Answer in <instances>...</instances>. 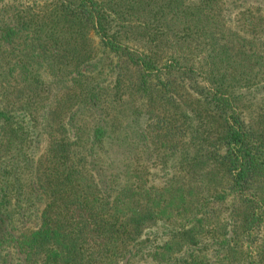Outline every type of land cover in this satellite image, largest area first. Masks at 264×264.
<instances>
[{
  "label": "trees",
  "instance_id": "trees-1",
  "mask_svg": "<svg viewBox=\"0 0 264 264\" xmlns=\"http://www.w3.org/2000/svg\"><path fill=\"white\" fill-rule=\"evenodd\" d=\"M41 1L0 25V264H264V14Z\"/></svg>",
  "mask_w": 264,
  "mask_h": 264
},
{
  "label": "rangeland",
  "instance_id": "rangeland-1",
  "mask_svg": "<svg viewBox=\"0 0 264 264\" xmlns=\"http://www.w3.org/2000/svg\"><path fill=\"white\" fill-rule=\"evenodd\" d=\"M35 1L37 3L42 2L41 0H0V25H3L10 19H15L14 16H20L25 13V11L28 10V8L31 6V3L35 4ZM220 3L222 4V11L220 16L222 29L226 30L227 33H234L237 36L245 35V31L242 29L243 18H249L251 15L259 16L264 14V0H220ZM20 41H24V45H27V40H24V36L20 39ZM5 46L6 44L2 43V46L0 47V62L7 59L6 56L8 54V50L5 49ZM20 47L22 46L20 45ZM49 61L50 60L48 58H42L35 64L29 59L28 63L31 64L32 67L33 65L36 66V69L38 66H42L44 63H47ZM39 75L41 78L43 77L48 81L53 80L54 78L58 79V77H52L53 75L45 69V64L43 66V70H39ZM64 92V90L60 91L59 94H57V97L62 98L63 96H65ZM34 102H38L34 103L32 107L34 110L37 109V112L39 113L37 116L40 117L42 113H40L41 109L38 108H41L43 105L37 100ZM75 109L76 106L73 107V110ZM144 120L146 121L145 117L141 122H143ZM126 123L127 122H125V124ZM119 124L120 122L118 119L117 126ZM133 128L134 123H131L129 124V129H127L128 131H131ZM46 145L47 142L41 148V152H44Z\"/></svg>",
  "mask_w": 264,
  "mask_h": 264
}]
</instances>
